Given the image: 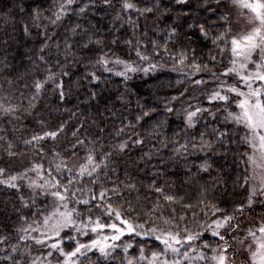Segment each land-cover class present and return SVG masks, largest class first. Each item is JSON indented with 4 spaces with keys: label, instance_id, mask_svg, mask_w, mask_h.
Segmentation results:
<instances>
[{
    "label": "trees",
    "instance_id": "1",
    "mask_svg": "<svg viewBox=\"0 0 264 264\" xmlns=\"http://www.w3.org/2000/svg\"><path fill=\"white\" fill-rule=\"evenodd\" d=\"M62 2L63 0H4V3L0 4V105L4 107L11 105L17 109L14 114H6L0 110V167L15 174L39 162L44 166L43 175L47 178V172L53 170L60 158L69 166L82 162L77 157L71 156L69 142L74 140L73 126L80 128V125H83L78 133L81 138L84 136L95 138L99 130L103 128V133L100 135L105 148L123 140H128L130 148L127 154L114 155L113 164L107 170V178L101 177V182L95 185L85 183L75 187L85 189L91 187L99 191L101 184L104 187H111L112 181L134 182L138 191L125 190L121 185L122 198L112 197V203L114 207L122 205L124 209H127V201H131L136 208V211L131 213V217L136 219L137 223L144 224L146 228L152 226L149 223V215L146 213L156 200V194L149 193L147 188L153 179L157 184L164 185L167 191L176 192L193 204L196 203L201 188L207 187L209 199H215L221 207L231 211L234 203L242 201L245 192L244 187L235 183L237 178L245 172L244 157L241 154L246 151V148L243 139L237 143V138H242L238 135L241 131L232 124L225 126L219 117L216 118L218 114L211 116L208 114L215 104L203 103L200 106L204 111L200 113L195 127L192 128L186 126L182 114L185 108L182 101L184 95L192 89L193 85L198 89L199 85L192 83L193 80L209 79L206 71L191 76L186 75L193 72L189 62L186 61L184 65L176 63L163 51V47L158 49L160 53L158 56L153 55L150 43H142L140 48L142 51L147 48L148 51L145 54L149 55L151 63L157 64L156 69L145 74L135 72L127 75V79L112 71H103L99 65L93 67V63L89 61H94V57L89 56L87 52L82 53L78 45L73 48V52L79 62H75L72 56L66 57L64 54L66 38L69 43L81 39L80 35L73 36L70 32L73 26L80 24L83 28H87L88 34L93 36V41L99 38L102 41L101 47L108 46L103 49L105 52L111 49L110 55L114 53L122 60L148 67V62L141 61L136 56L135 47L129 46L125 41L129 39H140L145 42L161 41L168 28L177 27L178 39L168 44L172 55L178 54L184 48L188 51L189 60H191L193 56L191 49H196V62L203 61L204 64L208 63L210 55H215V67L209 64V70L217 72L220 52L215 50L210 39L200 35L199 25H205L211 36L216 30V25L222 22L221 12L206 11L198 4L189 3L188 0H185L183 4L177 3L176 0H161L163 15L161 16V12L154 11L137 19L136 14L133 13V19L138 25L133 30L126 19L125 21L115 20V15L120 9V4L115 3V0L113 7L103 6L100 0H94L95 7L89 3V0H74L64 17L53 24V12ZM152 3L153 0H140L139 6H151ZM84 4H89V7L84 14H80L79 7ZM21 8L23 11L20 10ZM36 8H39L42 13L38 20H34L31 14V10ZM165 8H167L166 12H164ZM121 15L124 14L121 13ZM157 17H160L158 22ZM25 26L30 29L28 35L24 32ZM144 33H147V36ZM45 37L49 38L48 47L45 50L48 53L47 63L37 60L41 41ZM114 38L116 43L112 44L111 41ZM90 47L95 48L97 45L93 43ZM210 49L212 52L209 51ZM46 68H51L56 73L60 71L69 73L62 78L66 99L60 100L53 88L46 85L47 91L36 101L35 109L27 111L31 89L24 85H30L33 78L46 75ZM91 71H95L101 79L90 81L88 73ZM214 83L213 81L211 84ZM197 92L196 95L199 93ZM92 93L96 94L94 99L90 98ZM172 97L177 99L172 100ZM165 105L173 108V111L167 112ZM153 108L155 111H150ZM145 111L149 113L148 116L142 115ZM137 115L142 116L139 122L135 120ZM40 119H44L47 125L65 122V131L55 145L49 141L45 146L46 149L54 147V150L60 153V158L54 159L51 152L41 158L34 150L24 145L23 141L41 128V125L37 123ZM129 122L134 127H126L117 135V130L128 125ZM213 129H224L231 136V144L225 141L228 151L218 144L215 145L217 149L215 152L200 151L198 147L193 148V145L199 146L201 143L200 133H204L206 139H212ZM137 135L143 139L144 143L132 145L129 137L135 139ZM9 143L12 144L11 151L16 153L14 156L8 155ZM180 145H187V149H181L177 154L175 149L180 148ZM145 153L151 154L150 160L144 155ZM83 155L84 152L81 151L80 156ZM205 160L212 167L206 172H198V165ZM111 167L116 168L115 173L111 172ZM63 174L68 175L66 171ZM28 175L32 179L39 180L35 173ZM53 175H56L54 171ZM217 178H222L226 183L217 184ZM22 184L24 187L19 194L28 192L26 187L28 180H23ZM213 185H215L214 188ZM17 196L16 190L0 185V235L8 238L7 243L0 244V249L6 250L0 251V257H4L11 252L13 245H17L21 254L17 256L19 264H28L34 256L44 257L47 251H43V248L35 244L32 239L18 240L17 237L24 234L18 229L21 226L29 227L32 221L37 219L32 213L43 209L45 204L41 197L31 211L25 209L22 214L17 213L15 211V208H19ZM83 198H88L87 192ZM160 202L165 203L163 200ZM70 207H76L85 217L88 215L87 209L81 205L70 204ZM197 211L199 212V209ZM91 212L93 219L100 216L103 222H108V219L101 214L102 209L91 208ZM163 212L165 217L169 215L166 204ZM258 212H264V208L257 210ZM181 214L177 212L178 217ZM252 214L254 213L249 215ZM21 215L27 217V223L20 218ZM151 220L155 222V225L167 227L155 215L151 217ZM192 220V213L188 212L187 226L193 230H196L194 226L199 221L205 222L203 213L197 217L196 223ZM183 226L182 223L181 227ZM37 234L31 233L33 236ZM138 240L139 238L131 240L132 247L127 253L115 251L113 258L103 264H127L128 260H132L133 264H149L151 253L158 250L156 247L158 242L148 240L141 244ZM207 240L211 239L207 238ZM64 243L67 245L68 241L65 240ZM141 247L144 248L145 259H140ZM65 250L71 249L66 246ZM57 255L58 253L47 258L52 264H56ZM88 255L89 259L84 260L83 264H95L98 255L92 253ZM59 259L63 260L62 257ZM203 263L201 261L200 264ZM0 264H12V261L0 259Z\"/></svg>",
    "mask_w": 264,
    "mask_h": 264
},
{
    "label": "snow or ice",
    "instance_id": "2",
    "mask_svg": "<svg viewBox=\"0 0 264 264\" xmlns=\"http://www.w3.org/2000/svg\"><path fill=\"white\" fill-rule=\"evenodd\" d=\"M177 3L183 4L185 0H176ZM4 0H0V4H3ZM74 3V0H63L59 4L56 11L53 12L54 19L52 23L55 24L60 21L64 15L70 10L69 6ZM89 3L95 7L94 0H89ZM100 3L105 7H113L114 0H100ZM115 3L120 4V9L115 15V20L125 21L129 26L135 30L138 25L133 19V13L136 14L137 19L146 13L161 12V0H153L151 6L145 5L140 7V0H115ZM220 3L217 0V11L220 10ZM89 7V4H84L79 7V13L84 14ZM224 12L220 13L221 23L216 25V30L210 36L209 29L205 25H199L200 35L205 39H210L211 43L215 46V50L223 52L225 48L230 45V52L232 57H238L237 59H231V67L225 66L224 71L217 73L209 70V64L215 67L216 56L210 55L208 63L204 64L196 62L195 52L196 49H191L193 56L189 60L188 51L184 48L176 54L172 55L168 47L169 42L178 39L177 27H170L165 32V36L161 38V41L149 40L147 42L140 39L126 40L125 43L129 46H134L136 56L141 60L148 62V67L140 68L134 63L122 60L114 53L111 55L109 52H105L103 49L108 47L107 45L100 46L102 41L97 38L93 41V36L88 34L87 28H83L80 24H76L70 29L73 36L80 35L79 41H73L69 43L68 39H65V56H72L75 62L77 60L73 48L78 45L79 50L87 52L91 57H94L93 67L99 65L103 71H111V66L121 65L122 71L117 72V75H121L127 79L128 72L143 71L148 73L156 69L157 64L150 62L149 55L145 54L148 50L145 48L143 51L140 48L142 43H150L152 45L151 53L153 55H159L158 49L163 47V51L178 64L184 65L185 62H189L193 68V72L186 75H195L201 72H207L209 79L216 82L213 90L208 93L209 102H222L223 105H228L230 102L236 104L238 111H228L227 107H224V111L228 114L225 117L226 120L231 119L237 126V129L242 128L244 135L242 138H237V143L240 139H243L246 148L251 151L242 153L244 157L245 172L241 177H238L236 184L240 187H245L247 190L246 199L240 203H234L231 211L227 208H223L215 199H209L208 188L203 187L200 190L199 197L195 204L190 201H186L184 196H180L176 192H169L164 185L157 184L153 179L147 186L149 193L156 194L155 203L148 210L150 227H145L142 223H137L136 219L131 217V213L136 211L133 203L127 201L128 208L124 209L122 205L113 206L112 197H121V185L125 190H137V185L134 182L125 183L124 181H112L111 187H104L101 184L99 191H95L94 188H77L75 185L90 184L95 185L101 182V177H108V171L113 164V157L117 153L127 154L130 145L128 140L120 141L118 144L109 145L104 147L103 140L100 133H103V128L99 130V133L95 138H89L84 136L81 138L78 133L83 128L73 126L72 136L73 141L69 142L71 156L77 157L80 161L73 166H69L65 161L60 158V153L56 152L53 148H47L46 144L51 141L53 145L57 142L61 134L64 133L66 124L60 122L57 125H47L44 119L37 121L41 125V128L30 136V138L23 141L26 147H30L36 154L43 158L48 152H51L54 159L60 158L59 163H56L52 171L47 172V178L43 175L45 172L44 166L37 162L30 167L24 169L23 172H17L12 174L8 169L0 167V185L7 189H14L18 193L17 199L19 201V208H15L17 213H23L25 209L31 211L36 205L39 198L43 197V203L45 207L33 212L32 215L37 217L32 221L29 227L21 226L18 231L24 233L17 237L20 241L32 239L35 244L40 245L42 248L47 249L46 255L43 259L37 256L32 258L28 264H52L47 257H52L58 253L56 264H83L84 260L89 259V253L97 256L95 264H103L113 258L115 250L121 245L117 242L122 240V237L128 236L129 242L123 244V251L128 252V249L132 247L131 240L139 238L138 243H145L148 240H155L158 242L156 245L157 251L151 253L149 264H193L194 261H203L204 264H235V257L239 254L235 250L230 251L232 245L229 240H235L237 243L243 245L247 237H252L255 242V249L253 250L252 244L248 245V250L251 258V264H264V216L261 217L260 224L254 231L251 227L247 228L246 236L240 237L239 233L241 229V221L246 212L252 210V206L257 202V197H264V175L258 178V183H250L254 177L250 175V169L255 168L264 169V0H230V4L223 6ZM233 9L246 10L243 11L247 17L250 28L244 32L232 31L233 28ZM23 11V8L20 9ZM167 8L164 9V12ZM123 13L124 15H121ZM31 14L34 20L40 19L42 13L39 8L32 9ZM163 12H161V16ZM157 22L160 17H157ZM192 27V25H189ZM79 30V31H78ZM24 32L29 34L30 29L25 26ZM94 35V34H93ZM147 36V33H144ZM48 39L45 37L41 41L39 52L37 53V60L47 63L46 56L48 53L45 51L48 47ZM95 43L97 47H90ZM112 44L116 43L114 38L111 41ZM212 52V49L209 50ZM203 65V66H202ZM46 75L39 78H33L31 84H25V87H30L31 96L28 100L27 111L35 109L36 101L41 98L47 91L46 85L51 86L53 91L56 92L60 100L66 99L65 85L63 77L68 76L67 71H60L59 73L53 72L51 68L45 69ZM234 77V79H232ZM90 81H99L101 77L96 74L95 71L88 73ZM232 79L229 83L228 79ZM192 83L201 85L207 83L204 79H195ZM24 95V93H21ZM96 96L95 93L91 94L92 99ZM172 100L177 97H172ZM170 103V102H169ZM0 110L6 114H14L17 109L11 105L4 107L0 105ZM167 112H172L173 108L165 105ZM218 110H220L218 108ZM155 111V109H150ZM204 109L195 107L192 110H185V124L187 127H195L196 118L198 114L202 113ZM148 112H143V116H148ZM210 116L213 113H208ZM18 118V117H17ZM142 119L141 115H137L135 120L139 122ZM126 127H134L129 122L128 125H124L117 130V135L122 133ZM131 140L132 145H141L144 143L143 139L136 136ZM201 143L199 146L193 145V148H197L200 151L215 152L217 149L215 145H219L228 151V147L225 144L227 140L229 144L232 142L231 136L224 129H213V138L206 139L204 133H200ZM12 144H8V155L14 156L16 153L11 151ZM181 149L186 150L187 145H180V148L175 149L177 154ZM83 151L84 155L81 157L80 152ZM157 151H159L157 149ZM257 153H259V161L257 159ZM148 159H151L150 153L144 154ZM212 167L207 160L198 165L197 171H208ZM111 172L115 173L116 168L111 167ZM53 171L56 175H53ZM68 175H64V172ZM191 171V169H189ZM35 173L39 178L32 179L28 174ZM23 180H28L26 185L28 192L19 194L24 187ZM226 183L222 178H217V184ZM215 185H213V188ZM85 192L88 194V198H83ZM79 193V195H78ZM51 197V204H48V198ZM165 203L162 204L160 201ZM70 204L81 205L88 211V215L85 217L81 211L76 207H70ZM165 204L168 206L169 215L164 216L163 209ZM264 206V201H261ZM177 205L179 206L177 208ZM90 206V207H89ZM91 208L102 209V215H107L109 219H114L117 222L106 223L103 222L100 216H96L93 219ZM199 209V212L197 211ZM182 214L177 216V212ZM192 213L193 223L197 222V217L200 213H203L205 218V224L197 225L199 230H193L187 226L186 214ZM139 215V214H138ZM155 215L157 219L161 220L167 227H160L155 225V222L151 220V217ZM42 217V219H40ZM27 223V217L21 215L20 217ZM210 220V223L207 222ZM184 224L181 227V224ZM39 225V226H33ZM105 229H110V234H104ZM96 234V238L90 239L89 242H81L78 236L87 235V232ZM257 232L260 236H257ZM31 233H38L33 236ZM209 233L212 240L204 238V234ZM8 238L0 235V244L7 243ZM65 240L68 244L65 245ZM69 247L71 250L66 251L65 247ZM0 251H6L0 249ZM16 253V255H13ZM141 257L145 259L143 253L144 248H140ZM192 253L193 255H189ZM21 255L18 251V246L13 245L11 252H8L4 257H0L5 261H12V264H19L17 256ZM29 255L31 253L29 252ZM62 257L61 261L59 258ZM127 264H133L132 260H128Z\"/></svg>",
    "mask_w": 264,
    "mask_h": 264
},
{
    "label": "rangeland",
    "instance_id": "3",
    "mask_svg": "<svg viewBox=\"0 0 264 264\" xmlns=\"http://www.w3.org/2000/svg\"><path fill=\"white\" fill-rule=\"evenodd\" d=\"M189 3H195L198 4V6L201 9H204L206 11H213V10H217V0H188ZM220 3V12H224V5L226 4H230V0H219ZM199 8V9H200ZM243 11L246 10H237V9H233V28L232 31L234 33L236 32H244L246 30H248L250 28V25L248 24L247 21V17L242 14ZM222 61H221V60ZM231 59H237L239 60L238 57H232L231 52H230V45L228 48H225V50L221 53H219V57H218V69H217V73L223 72L224 71V67L228 66L231 67L230 61ZM140 64V63H139ZM136 66L140 67V68H144L147 67L145 65H138L135 64ZM112 67V72L116 73L119 71H122V66L121 65H116V66H111ZM135 72H128L127 75H131L134 74ZM136 73H142L145 74V72L143 71H136ZM228 79V82L231 83L232 79H234V77L232 79L229 78H225ZM207 81V83H209V85L207 83L201 84L198 86V89L195 88V86H192V89L189 90L185 95H184V99L183 101V106H185V108H183L182 114L183 117L185 118V110H192L195 107H200L203 103H208V104H215V107L212 108L210 111L213 114H218L217 117H219V119L225 123V126L232 124L235 126V128L237 129V126L232 122L231 119L226 120L225 117L227 116L228 112L224 111V107H227L228 111H238V109L236 108V104L234 102H230L228 105H223L222 102H209L208 100V93H210L213 88L215 87V84H211L213 83V80L211 79H204ZM196 91H198L197 95H196ZM201 108V107H200ZM218 108L220 110H218ZM203 109V108H202ZM206 109L208 110V108L206 107ZM200 116V114H198V117ZM198 117L196 119H198ZM240 130L241 133H238V135H240L241 137H243L244 135V130L242 128L237 129ZM246 148V147H245ZM246 151H251L250 149L246 148ZM245 151V152H246ZM257 159L258 162L259 161V153H257ZM245 164H244V171H245ZM250 175H252L254 178L252 180H250V183H258V178L261 175H264V169L261 168H255L254 170L250 169ZM245 192H244V198L242 199L241 202H243L246 199L247 196V190L244 187ZM257 202H255L252 206V212L254 213L252 215H249L251 213H245L242 221H241V229L242 231H240L239 236L240 237H245L246 236V230L247 228L251 227L254 231L256 230V227L260 224L261 222V217L264 216V212H258L257 210L264 208V206H262L261 201H264V197H257L256 198ZM48 204L50 206L51 204V197L48 198ZM257 208V209H256ZM256 212V213H255ZM104 217H106V219H108L107 223H113V222H117L114 219H109V217L107 215H104ZM207 222L210 223V220H208ZM118 223V222H117ZM203 225L205 224V222L203 221H199V223L196 224V226H194L196 228V230H199L197 225ZM111 230L110 229H105L103 231V233H101V235L104 234H110ZM257 236H260V234L257 232ZM205 239L209 238L212 240V237L209 233H205L204 234ZM96 238V234L91 233L90 231L87 232V235H81L78 236V239L81 242H89L90 239ZM83 239H87V240H83ZM128 236H124L122 237V240L120 242H117L118 244H120L121 246L118 247L115 251H123V244L128 243ZM131 242V241H130ZM230 245H232V248L230 249V251L235 250L236 252H238L239 254L235 257V264H251V258H250V254H249V250H248V245L251 243L252 244V248L253 250L255 249V242L253 241L252 237H247L245 239V243L243 245L237 243L235 240H229ZM43 251H47V249L43 248ZM124 252V251H123ZM57 254V253H56ZM90 254V253H89ZM98 255V253H97ZM189 255H193L192 253H189ZM58 256V255H57ZM35 258V256H34ZM44 257L41 256V259H43ZM48 259V258H47ZM49 260V259H48ZM201 261H194L193 264H200ZM184 264H187V262H184ZM204 264V263H203Z\"/></svg>",
    "mask_w": 264,
    "mask_h": 264
}]
</instances>
